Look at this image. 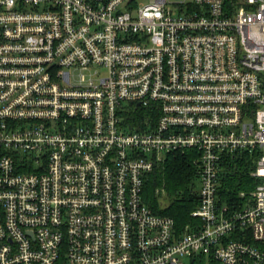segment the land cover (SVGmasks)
I'll use <instances>...</instances> for the list:
<instances>
[{
  "label": "built area",
  "instance_id": "2783aa9c",
  "mask_svg": "<svg viewBox=\"0 0 264 264\" xmlns=\"http://www.w3.org/2000/svg\"><path fill=\"white\" fill-rule=\"evenodd\" d=\"M185 153L178 231L143 188ZM244 155L256 185L227 206L223 162ZM199 256L264 264V0H0V264Z\"/></svg>",
  "mask_w": 264,
  "mask_h": 264
},
{
  "label": "trees",
  "instance_id": "16d2710c",
  "mask_svg": "<svg viewBox=\"0 0 264 264\" xmlns=\"http://www.w3.org/2000/svg\"><path fill=\"white\" fill-rule=\"evenodd\" d=\"M140 109L127 118L130 127H136L143 119ZM253 163L248 156H228L223 162L219 195L221 203L227 206L241 205V192L246 196L254 190L256 182L250 176ZM197 171L189 154H168L157 163L145 179L144 203L156 214L166 216L175 222L178 231L195 222L190 216L198 205L195 190ZM191 264H204V257L192 259Z\"/></svg>",
  "mask_w": 264,
  "mask_h": 264
},
{
  "label": "rangeland",
  "instance_id": "374dc122",
  "mask_svg": "<svg viewBox=\"0 0 264 264\" xmlns=\"http://www.w3.org/2000/svg\"><path fill=\"white\" fill-rule=\"evenodd\" d=\"M199 189V185L196 183V191ZM187 263V261H185Z\"/></svg>",
  "mask_w": 264,
  "mask_h": 264
}]
</instances>
